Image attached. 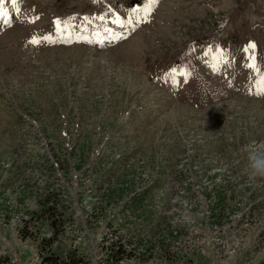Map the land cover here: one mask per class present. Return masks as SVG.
<instances>
[{"label": "rangeland", "instance_id": "374dc122", "mask_svg": "<svg viewBox=\"0 0 264 264\" xmlns=\"http://www.w3.org/2000/svg\"><path fill=\"white\" fill-rule=\"evenodd\" d=\"M2 12L0 264H264V0Z\"/></svg>", "mask_w": 264, "mask_h": 264}, {"label": "trees", "instance_id": "16d2710c", "mask_svg": "<svg viewBox=\"0 0 264 264\" xmlns=\"http://www.w3.org/2000/svg\"><path fill=\"white\" fill-rule=\"evenodd\" d=\"M135 191V189L132 191V192H134ZM51 191H47V197H46V199L47 200H50V198H49V195L51 194L50 193ZM109 193V191H107L106 193H104L103 194V198L102 199H108V195L110 194H108ZM113 193V192H112ZM141 192H139V193H135L134 195H131V196H129L128 197V199L126 200L127 202H129L128 204H130V205H132V206H134V209L136 208V205L140 202V200H141V196L139 197V198H137V196L140 194ZM53 194V193H52ZM124 195V193H119V196L120 197H122ZM136 198V199H135ZM53 201L55 202L56 201V198H54L53 197ZM213 201H214V203H213V205L214 206H216V203L217 204H219L221 201H222V198H220V196L219 195H217V197H215V198H213ZM49 202V201H48ZM220 205V204H219ZM49 206V205H48ZM50 208H53L55 211L57 210V205H50L49 207H48V209H50ZM132 208V207H131ZM166 230L167 231H165L166 233H168V234H171L172 236H173V230L171 229V226H167V228H166ZM163 240L162 241H160V240H157L156 241V243L158 244V246H160V247H163V246H165V245H163ZM142 244V243H141ZM155 246L154 245V243H149V244H145V245H141V246H143V248H142V254H144L145 252H147V249L148 248H150V247H148V246ZM141 248V247H140ZM121 251H123V249H122V245L120 244V245H118L117 246V248H114V252H121ZM56 257H55V255H51V256H49V259L50 260H55L56 262H60L61 260H59V259H55ZM120 258V257H119Z\"/></svg>", "mask_w": 264, "mask_h": 264}, {"label": "clouds", "instance_id": "9594fccd", "mask_svg": "<svg viewBox=\"0 0 264 264\" xmlns=\"http://www.w3.org/2000/svg\"><path fill=\"white\" fill-rule=\"evenodd\" d=\"M247 171L250 178L264 176V149L249 151Z\"/></svg>", "mask_w": 264, "mask_h": 264}, {"label": "snow or ice", "instance_id": "6c2138e0", "mask_svg": "<svg viewBox=\"0 0 264 264\" xmlns=\"http://www.w3.org/2000/svg\"><path fill=\"white\" fill-rule=\"evenodd\" d=\"M16 0H13V3H15ZM3 3H4V0H0V15L3 14L2 12V6H3ZM158 3V0H148V5H149V8H151L152 6H154L155 4ZM101 19H103V17H100ZM38 19V17H37ZM54 24H56L57 28L60 27V24H61V21L59 20H56L54 21ZM49 38L48 37H43V40L47 41ZM32 44H38L41 42V40L33 37L32 40L30 41ZM88 42H91V41H88ZM256 47V45L252 42H250L245 48H244V51L245 52H248L250 50H254ZM252 60L255 59V57L253 56L251 58ZM249 68H252V69H255V65L253 63H249L248 65ZM176 72V69H172L171 70V73L170 74H174ZM257 95H264V77H261V80H260V91L256 93Z\"/></svg>", "mask_w": 264, "mask_h": 264}, {"label": "built area", "instance_id": "2783aa9c", "mask_svg": "<svg viewBox=\"0 0 264 264\" xmlns=\"http://www.w3.org/2000/svg\"><path fill=\"white\" fill-rule=\"evenodd\" d=\"M141 189L137 188L134 192L128 193L129 196L134 195L135 193H139ZM184 190V189H183Z\"/></svg>", "mask_w": 264, "mask_h": 264}, {"label": "bare ground", "instance_id": "6f19581e", "mask_svg": "<svg viewBox=\"0 0 264 264\" xmlns=\"http://www.w3.org/2000/svg\"><path fill=\"white\" fill-rule=\"evenodd\" d=\"M117 21H118V19H117Z\"/></svg>", "mask_w": 264, "mask_h": 264}]
</instances>
